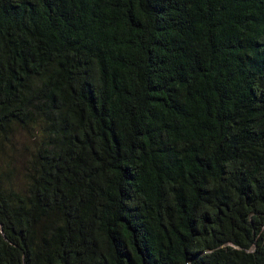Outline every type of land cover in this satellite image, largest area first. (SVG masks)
<instances>
[{
  "label": "trees",
  "instance_id": "trees-1",
  "mask_svg": "<svg viewBox=\"0 0 264 264\" xmlns=\"http://www.w3.org/2000/svg\"><path fill=\"white\" fill-rule=\"evenodd\" d=\"M0 264H264V0H0Z\"/></svg>",
  "mask_w": 264,
  "mask_h": 264
},
{
  "label": "rangeland",
  "instance_id": "rangeland-1",
  "mask_svg": "<svg viewBox=\"0 0 264 264\" xmlns=\"http://www.w3.org/2000/svg\"><path fill=\"white\" fill-rule=\"evenodd\" d=\"M20 137V136H19ZM34 143L33 142H28V146L29 148L33 147ZM19 152H22V150H20ZM30 156L28 155V153H26V151H24V154L22 155V163L18 164L17 166L22 169V167L24 166V164L27 163V161H29ZM23 173L19 175V181L22 182L23 181Z\"/></svg>",
  "mask_w": 264,
  "mask_h": 264
}]
</instances>
